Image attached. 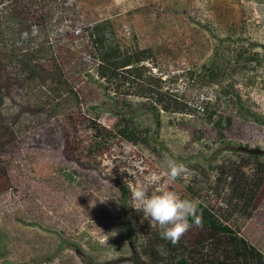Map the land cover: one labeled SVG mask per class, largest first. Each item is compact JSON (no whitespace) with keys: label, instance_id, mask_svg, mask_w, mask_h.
<instances>
[{"label":"rangeland","instance_id":"1","mask_svg":"<svg viewBox=\"0 0 264 264\" xmlns=\"http://www.w3.org/2000/svg\"><path fill=\"white\" fill-rule=\"evenodd\" d=\"M138 183L200 224L161 239ZM230 229L264 252V0H0V264H216Z\"/></svg>","mask_w":264,"mask_h":264},{"label":"clouds","instance_id":"2","mask_svg":"<svg viewBox=\"0 0 264 264\" xmlns=\"http://www.w3.org/2000/svg\"><path fill=\"white\" fill-rule=\"evenodd\" d=\"M167 175L169 180L174 181L185 171L183 163L174 159L166 160ZM133 199L136 201L135 208L143 212L144 216L151 217L161 228V239L175 244L193 225L200 224L197 215L200 201L195 198L181 197L175 191L161 190L149 193L146 184H137L132 192Z\"/></svg>","mask_w":264,"mask_h":264},{"label":"trees","instance_id":"3","mask_svg":"<svg viewBox=\"0 0 264 264\" xmlns=\"http://www.w3.org/2000/svg\"><path fill=\"white\" fill-rule=\"evenodd\" d=\"M56 67H59L56 65ZM41 65L34 58H21L17 61L15 66L16 72L23 75L24 79H33L39 75ZM27 81V79H26ZM49 88L52 94L56 98H61L65 102L69 100H74L77 98V94L73 88L68 87L67 79L62 75V73H51ZM59 94V95H57ZM75 96V98H74ZM63 102L61 101V104ZM61 105H56L49 112L58 110ZM43 111L42 107H39ZM119 133L131 140L137 141L139 137L135 135L133 131H130L128 127H123L119 129ZM227 146L233 147L231 142H227ZM247 146H240L239 148L247 149ZM252 152V149L250 150ZM122 198H121V212L125 213L126 207L128 206L129 200V188L126 184L121 183L119 185ZM227 240L225 241L226 247L223 249L222 260L218 261L216 264H264V252L258 247L251 244L245 237L239 236L238 233L230 229L227 234ZM143 264H147L144 263ZM179 264H188L186 259H181Z\"/></svg>","mask_w":264,"mask_h":264}]
</instances>
